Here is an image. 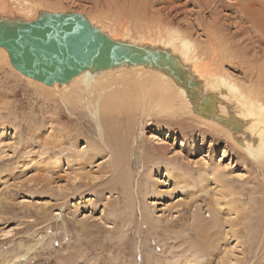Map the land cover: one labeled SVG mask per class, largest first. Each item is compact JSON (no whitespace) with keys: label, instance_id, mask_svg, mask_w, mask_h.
<instances>
[{"label":"rangeland","instance_id":"1","mask_svg":"<svg viewBox=\"0 0 264 264\" xmlns=\"http://www.w3.org/2000/svg\"><path fill=\"white\" fill-rule=\"evenodd\" d=\"M42 1L216 36L237 56L226 70L263 81L264 0ZM151 117L118 166L88 117L0 61V264H264V166L208 126Z\"/></svg>","mask_w":264,"mask_h":264},{"label":"bare ground","instance_id":"2","mask_svg":"<svg viewBox=\"0 0 264 264\" xmlns=\"http://www.w3.org/2000/svg\"><path fill=\"white\" fill-rule=\"evenodd\" d=\"M45 13L80 14L114 42L164 51L173 59L170 68L165 64L123 63L105 70H84L67 83L46 85L15 70L7 51L0 47V61L20 78L43 92L59 96L69 110L89 118L92 133L103 136L113 149L118 166L127 164V157L138 143V118L150 116L180 117L208 126L237 151L264 166V74L263 81L258 78V82H251L226 70L224 64L233 65L237 58L232 60L235 51L228 42L216 36L208 41L194 39L179 28L138 19L133 14L120 24L110 21L108 12H97V16L91 17L42 0H0V20L7 23L33 22ZM172 120L167 118L166 122ZM174 129H169L168 135ZM151 138L148 142L156 149L154 154L163 153L164 142H152ZM203 167L209 176H216L208 165ZM208 236V241L214 237Z\"/></svg>","mask_w":264,"mask_h":264},{"label":"water","instance_id":"3","mask_svg":"<svg viewBox=\"0 0 264 264\" xmlns=\"http://www.w3.org/2000/svg\"><path fill=\"white\" fill-rule=\"evenodd\" d=\"M0 47L15 70L46 85L123 63L173 66L166 52L114 42L76 13H45L33 22L0 20Z\"/></svg>","mask_w":264,"mask_h":264}]
</instances>
